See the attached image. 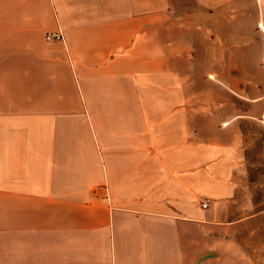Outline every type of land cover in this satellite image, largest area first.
Returning <instances> with one entry per match:
<instances>
[{
    "label": "crops",
    "instance_id": "obj_1",
    "mask_svg": "<svg viewBox=\"0 0 264 264\" xmlns=\"http://www.w3.org/2000/svg\"><path fill=\"white\" fill-rule=\"evenodd\" d=\"M226 5L0 0V264H264V0Z\"/></svg>",
    "mask_w": 264,
    "mask_h": 264
},
{
    "label": "rangeland",
    "instance_id": "obj_2",
    "mask_svg": "<svg viewBox=\"0 0 264 264\" xmlns=\"http://www.w3.org/2000/svg\"><path fill=\"white\" fill-rule=\"evenodd\" d=\"M197 1L198 0H195V3H197ZM250 1L251 0H210V5H211V7H214L219 2H226V4H227L226 5L227 6V11H226L227 14L226 15H227V17H229V13H232V12H230L231 11L230 9L234 8L235 4H237V3H241L243 6V9H244V12H247L245 9L248 8V4L250 3ZM243 25H244V27L246 25L249 26L250 22H248L247 19L244 18L243 19ZM259 180H260V178H259ZM259 195H260V197L264 196V191L260 189Z\"/></svg>",
    "mask_w": 264,
    "mask_h": 264
},
{
    "label": "built area",
    "instance_id": "obj_3",
    "mask_svg": "<svg viewBox=\"0 0 264 264\" xmlns=\"http://www.w3.org/2000/svg\"><path fill=\"white\" fill-rule=\"evenodd\" d=\"M46 38L47 39H50V40H63V35L59 31H56V32L54 31V32H51V33L46 34ZM207 203H208V200H204L202 202V206L203 207H206L207 206Z\"/></svg>",
    "mask_w": 264,
    "mask_h": 264
}]
</instances>
